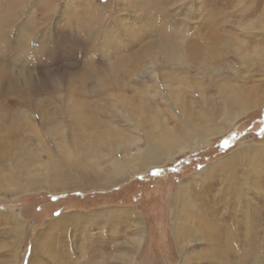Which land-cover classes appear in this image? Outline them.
<instances>
[{"label":"rangeland","instance_id":"obj_1","mask_svg":"<svg viewBox=\"0 0 264 264\" xmlns=\"http://www.w3.org/2000/svg\"><path fill=\"white\" fill-rule=\"evenodd\" d=\"M12 1L1 0L0 3L5 4L2 9H8ZM34 5L35 0L22 1L20 16L16 18L19 22L7 27L9 35L5 37L3 48L8 51H4V55L0 51V65L31 76L35 87L31 95L5 93L6 90L2 91V96L0 94V106L8 101L17 102L14 107L18 110L37 108L31 110L35 112L32 115L34 129L22 127L18 129L20 133L17 131L20 151H24L21 155L20 151L17 153L19 161L21 165H35L31 174L46 175L44 167L49 157L44 150L59 154L61 141L58 134L52 137L46 131L39 118V108L56 118L61 126L58 132L71 140L68 145L73 140L74 128L63 110L72 102L81 105L86 115L96 116L98 129L106 132V136L112 134L113 127L117 130L115 133L135 138L138 147L144 146L148 127L170 131L185 124L183 132L189 137L185 142L180 141L178 148H167L168 159L164 164L140 169L107 186L86 187V181L82 180L85 177H70L76 186L68 188L63 178L54 181L50 176L34 189L2 185L0 264H58L64 257H69L68 262L59 264H94L103 251H111L110 259L114 261V254L129 249L128 244L137 234H141L142 240L132 264H253L248 252L254 245L258 248L257 257L264 259V99L261 98L264 94V0H57L55 9L49 8V20L43 23ZM159 38L161 42H165L164 38H183L187 47H199L202 53L190 59L188 79H170L164 63L160 68L155 67L156 74L150 72L151 67H147L150 59L147 60L144 53L149 43L154 45ZM27 44L30 55L25 52ZM12 46L18 51L13 52ZM32 50L36 55H31ZM152 50H149L153 52L151 63L160 65V53L155 46ZM204 61L208 64L205 68ZM102 75H107L104 85L98 83ZM25 81L22 79L17 87L25 88ZM220 81L228 82L243 96V101L258 102V105L242 111L225 127L210 120L205 137H194L193 129L198 124L194 114L200 115L201 108L205 109L204 99L211 100L214 106L222 104L218 92ZM143 99L151 122L148 126L136 120L142 113ZM59 108H63L62 112ZM10 109L5 108L9 112ZM92 128L93 125L89 131ZM80 141L89 145L93 137L87 133ZM76 154L67 156L61 163L72 166L75 158L84 159L83 153ZM102 154L98 165L103 168L110 159L104 150ZM231 154L240 160L239 179L246 173L245 160L250 155L258 164V171L246 178L250 189L245 194L248 196L242 198L245 209L236 216L228 214L231 219H218L221 215L217 211L226 206L216 194L224 174L218 172L210 177V168L206 166ZM113 155L123 156L121 150ZM5 162H0L4 170L10 163L5 165ZM84 162L90 163L89 160ZM91 170L92 165L87 164L83 171ZM67 174L72 172L64 173ZM181 186L197 211L191 219L183 218L180 229L177 225L175 232L170 203L173 192ZM114 209H133L132 213L135 212L139 220L133 216L113 215L115 217L107 221L108 215L99 216L100 212ZM71 214L80 223L82 216L89 214L92 220H84V225L75 223L76 227L72 219L63 218ZM13 217L21 221L22 233L16 231ZM216 226L221 227L220 232L215 231L220 236L215 232L208 235ZM223 228H228V233H222ZM240 233L248 236L251 243L249 247L239 248L236 254L226 244L230 242L232 249L237 250L235 247L242 242ZM227 249L229 255H219ZM260 262L257 264H264V260Z\"/></svg>","mask_w":264,"mask_h":264},{"label":"bare ground","instance_id":"obj_2","mask_svg":"<svg viewBox=\"0 0 264 264\" xmlns=\"http://www.w3.org/2000/svg\"><path fill=\"white\" fill-rule=\"evenodd\" d=\"M10 1H12V0H10ZM22 1L13 0L12 1L13 3L11 4V6L8 9L0 10V51L2 53L4 51H6V52L8 51V50H6V48H3V46H5V44H6V41H5L6 38L5 37H6V35H9L8 32H7V27L11 26V25L13 26V25H15V24H17L19 22V21H16L17 20L16 18H18V16H20L19 15V8L22 5ZM23 10H25V8ZM38 10L40 11V14H41V16H40L41 22L40 23H43L44 21H47L46 19H48L50 17V15H51L50 14L51 11L49 13V7L41 6V7L38 8ZM44 18H46V19H44ZM31 25H32V23H31ZM16 27H17V25H16ZM28 28H29V26H28ZM28 28L26 27V29H28ZM18 29H20V27ZM25 37H27V36H25ZM40 37H41V35L39 36V38ZM46 38L47 37H45L44 39L46 40ZM195 38H196V36H195ZM13 39H11V40H13ZM15 39H19V38H15ZM164 39H165V42H161V39L159 38V40L157 42H155L156 44L151 45L153 43L152 42V43H149V45L147 46V49H146L147 52L144 53L145 54V58H147V60L150 59L149 62H148L149 65L147 67H151L152 71H150V72L153 73V72H155V67H159L160 68V67H162L161 64L164 63L167 66L166 67L168 69V74L167 75L170 76V79H175L177 81L178 80H180V81L182 80L183 81V79L185 80L186 78L188 79V75L187 74H188L189 67L191 66L190 65V59H195V57L199 56V54H201L202 52L199 53V47H197V46H195V48H194V46L193 47L192 46H190V47L188 46L187 47L185 45V43H184L185 39H183V38H180V39H176V38L167 39V38H164ZM28 40H30V38ZM170 40H172V41H170ZM32 41H34V40H32ZM195 45H197V44H195ZM29 46L30 45L27 44L25 52L30 55V53L28 52V49L30 48ZM154 46L156 47V51H158L160 53L159 56H161L160 57V61H161L160 65H158L159 62L158 63H151V61H152L151 59H153L151 57L152 56L151 53L153 54V52L150 53L149 50L153 51L152 49L154 48ZM11 49L12 50L14 49L13 52L18 51L17 47H13ZM209 49H211V48H209ZM41 50H42V47H41ZM137 52H139V51H137ZM22 53H24V52H22ZM36 53L37 52L35 50H34V52L32 50L31 55L32 56L34 54L36 55ZM16 54L20 55L19 52H16ZM28 54H26V56ZM39 54H41V53L39 52ZM44 54H46V53L44 52ZM3 55H4V53H3ZM212 55H213V53H212ZM24 56H22V57H24ZM38 58H39V56H38ZM14 60H16V59L14 58ZM156 65H158V66H156ZM202 65L205 68V66H207L208 64L204 61L202 63ZM6 68H7L6 66L0 65V94L2 93V91L6 90L5 93L14 92V93H19V94H24V93L26 94L27 93L28 95H31V93H33V89L32 88L35 89L34 85H32L33 81L31 80L32 78H30L31 76L28 77V76H26V75H24V74H22L20 72L10 71L9 69H6ZM155 74H156V72H155ZM102 76H103L102 78H98V83L101 84V85H104L107 82V75H102ZM152 77H153V75H152ZM181 77H182V79H181ZM22 79H23V81L26 80L24 82L25 88H23V89L17 87L18 85H20V81ZM227 83L225 81L224 82H221V81L218 82V89H219L218 92H219L222 104L220 103V104H217L216 106H214V105H212V103H211L212 101L211 100L204 99L205 100V102H204L205 103L204 104L205 105V109L201 108L200 115H197L196 112H195L194 115L197 117L198 124L193 129L194 137H203V136L205 137L206 132H207V128H208V122L210 120L211 121L212 120H216L219 123H221L220 126H224L225 127V126L228 125V123L230 121L234 120L239 114H241L242 111H244V110H246L248 108H252L255 105H258V102L247 103L246 101H243L242 100L243 96L240 95L239 92H237V90H235L231 85H229ZM142 90L145 91L146 89L143 88ZM5 93L3 92V94H5ZM1 96H2V94H1ZM142 96H143V94H142ZM261 98L264 99V94H263V96H261ZM114 99L118 100L117 97H115ZM4 102H6V101H4ZM141 102H142L141 103L142 108H141V106H140V108H141L143 114L141 113L140 116L137 117L136 120L139 122V124L148 126V124L151 123L150 122V117L148 116V113L146 112L147 108H145L146 106H145L144 99ZM16 104H17V102H8L7 101V103L1 104V106H0V152L3 155L2 156L0 154V162H4L6 160L7 163L5 162L6 163L5 165L8 164V161L10 162L7 165L8 167L6 166L5 170H4V168H1V167L4 166V164L0 165V187L2 185H6L7 184L9 186L11 185L15 189H18V188H21V189H34V188L40 187L38 185H40L42 182H44L43 179L46 176L52 177L54 179V181H59L60 178H63L64 179V185L67 186L68 188H73V187L76 186V184H74L70 180V177H73V178H75V177H79V178L85 177V178H82V180L84 179L83 181H86V182H84V186H86V187H90V186L92 187V186H94L96 184H99V185L101 184L102 186H107V185L112 184L113 180L122 179L123 177L127 176L128 174L131 175V174H134V173L138 172L140 169H145L148 166H154V165L157 166V165L164 164V162L168 159V158L166 159L167 148L170 147V146L171 147L173 146L174 148H178L177 146H179V144L181 142H185L184 141L185 138L189 137L188 133L183 132V129L186 127L185 124L180 125L177 128H173L170 131H165V129H160V128H158L157 130H153V129H149V127H148V129L146 130L147 138L145 140V144L142 147H138L137 144H136L137 141H136L135 138L133 139L130 135L127 136V135H124V134L119 133V132L115 133L114 130H116V129L113 128V127L111 128L112 134L109 135V136H106V134H107L106 132H101L98 129L99 119L96 116H94V115H92V116L86 115V113H85L83 107H81V105L80 106L79 105L76 106L77 103H73L72 102L70 104H66L65 107H64L65 109L63 110V112L66 113V116L68 118H70V123L73 126L72 129L74 128V130L72 131L73 140L70 143V145H68V142L71 141V140L67 139V135L65 136L64 134H62V132L61 133H60V131L58 132V128H59L60 125L58 126V123H56V120H55L56 118L54 119L51 115H49L50 113L47 112L45 109H40L39 108V111L41 112V114L39 115V118L42 119L41 123L44 126H46V128H47L46 131L49 132L52 137H53L54 133H56V137H57V134H58L59 135L58 137L61 138V141L58 144L59 154H57V153L54 154L51 150H48V149L44 150V152L45 151L47 152L46 154L49 157V162H46L45 167L43 166L44 168H46V173H45L46 175H44L42 173L34 175V174H31V173L33 172V168L35 169V165H33V167H32L30 165V163H26L25 165H21L20 164V161H19L20 157L19 156L21 155L20 153H23L24 151H20V149H21L20 146L21 145H20L19 139H17V137H18V133H20L19 130L22 127L24 129L25 128H28V129H31V130L34 129L33 128L34 125L32 126V124L34 122L32 115H34L35 112L34 111L31 112V110L32 109H37V108L28 107V110H18V107L17 108L14 107V105H16ZM7 106H8V108H11L10 112L5 110V108H7ZM59 109L62 112L63 108H59ZM57 110H58V108H57ZM56 113H59V112L56 111ZM189 116L193 117V115L191 113H189ZM198 116H202L201 119H198ZM5 121H9V123L10 122L13 123L12 124L13 126L11 125V123L10 124H5L4 123ZM92 125H93L94 129L92 128L91 131H89V127H92ZM17 131H18V133H17ZM64 131H65V129H64ZM64 133H66V132H64ZM87 133L90 135V137H93L92 144L89 143V145H88V143L84 144L83 142L80 141V140L84 139V137L87 135ZM132 146H134V148H135L134 150L130 149ZM103 150L105 151V155H107L108 158L110 159V162H108V165H105L102 168L101 166L98 165V162L102 158V155H103L102 151ZM117 150H121L123 156L117 157V156L113 155L115 153V151H117ZM4 151H6V153H3ZM18 152H19L20 155L17 154ZM26 153H28V151H26ZM76 153L77 154L78 153L79 154L83 153V155H81V156L84 159L82 160V159H76L75 158L73 160L74 162H73L72 166H68L67 164L61 163V161L63 159H65L67 156H70V155L76 154ZM239 153L240 152H238V154ZM96 156H98V157H96ZM54 158H56V159L54 160ZM85 160L87 162L89 160L90 163H85L84 162ZM239 162H240V160H238V158L235 155L231 154L226 159L219 160L218 162H215V163H213L211 165H207L206 166V167L210 168V170L208 172V174H210V177L212 175L218 174V172L224 174L223 177H222V180L220 181V185L221 186H219L217 188V190H216L217 193L216 194L220 198L219 200H223V202L226 204V206H224L223 208H221V209H219L217 211L221 215L218 219H220V218L221 219L225 218V220L227 218L229 219L230 217L228 216V214H230L231 216H232V214L236 216V214L238 215V213H241L242 210L245 209V207H244V205L242 203V198H245L246 196H248V195L245 196V194H246V191L250 189L249 183H247V179L246 178H247V176L249 178L251 173H254V172L258 171V169H257L258 164H256V161L254 160V157H252L251 155L249 157H246V160H245L246 167H247L246 168V173H244V177H242V179H239L238 172H237L238 171L237 167L239 165ZM59 164H60V168H57L59 166ZM87 164H91L92 167H93V170H91L90 172L89 171H87V172L83 171L84 168H85V165L87 166ZM61 165H64L63 168L61 167ZM204 170H203V172H204ZM239 170H240V168H239ZM5 171H7V173H5ZM67 172H72V174L64 175V173H67ZM17 175H20L21 177H17ZM19 178H23V180L21 179L22 180L21 181ZM78 181L82 182L81 180H77L76 182H78ZM74 182H75V180H74ZM52 185L56 186L57 184H52ZM64 185H62V186H64ZM81 185H83V184L81 183ZM217 185H219V183ZM183 193H184V189L181 186V187H178L175 190V192H173V194L171 196V199H172L171 200L172 203H170L171 206H172V212H171L172 216H171V218H172V221H173V226H174L175 232L177 230L176 229L177 225H178V228H179V224L182 223V219L183 218L187 219V218L190 217L189 219H191L192 214H195L196 213L195 211H197L194 208V205H191L190 197L189 196H185L186 194L184 195ZM200 210H202V209H200ZM132 211H133V209H132ZM132 211L130 209H123L122 211H119L117 209H114V211L113 210H106V211H104L102 213L100 212L99 216L101 218H105V215H108L107 221L112 220L111 217H115L113 215H116L117 217H127V218H130L131 216H133V217H136V219L139 220V218L136 215V213L135 212L132 213ZM214 213H216V212H214ZM121 214L125 215V216H121ZM79 217H77V218H79ZM63 218L72 219L73 220L72 222H74V226H76L77 224L84 225V220H86L87 222L89 221V219L92 220V218L90 217V214L85 216V217L82 216L81 219H83V220H82L81 223L78 222L75 219V216L72 215V214L71 215H63ZM13 219L15 220V222L17 224V230L16 231H18L19 233H22V230L20 229L21 228V224H22L21 221L18 218H16V217H13ZM206 219H207V217H206ZM94 220H95V222H97L99 219H94ZM191 221L194 222L193 218H192ZM233 221H235V223H239V221H236V220L232 219V222ZM205 222H208V221H205ZM75 223H77V224H75ZM214 226L215 225H213V227ZM237 226H239V224H237ZM193 227H194V225H193ZM216 227H217L216 229H212L211 228L210 230H211L212 234H208V235H210V236L214 235L215 231L216 232H220L219 229L221 227H218V226H216ZM233 227H234V225H233ZM205 228L207 229V227H205ZM206 229H205V232L208 230V229L207 230ZM230 230L232 231V229H230ZM234 230H235V228H234ZM133 231H135V229H133ZM137 232H139V231H137ZM216 232H215V234H216ZM222 233H224V234L228 233V228H223ZM137 235L138 236H136V234H135L136 237H133V240L130 242V244H128V245H131L129 247V249L125 248L126 249L125 251H122L121 253L114 254V258H115L114 261L110 259V254L109 253H112L111 251H109V252H104L103 251V252L99 253V255L97 257L98 261L94 262V264H108V263H111V262H113L115 264H132V261L134 260L135 254L137 253V251H136L137 247L139 246V244H140V242L142 240V236H140L141 234H137ZM216 235H219V234H216ZM228 235H230V234H228ZM177 236L180 237V234L177 235ZM239 237L242 238V242L243 243L241 242L240 246H236L235 247V248H237V250L232 249L233 247L229 245L230 242H229V244L225 243L229 247V248L228 247L227 248L230 251L232 250L231 252L240 251V250H238L239 248L242 247L244 249L245 245L248 246V244L251 243L250 240H248L249 239L248 236H244L243 234H241V236H239ZM216 238H218V237L216 236ZM186 239H188V238H186ZM222 239H223V236H222ZM216 243H217V241H216ZM252 243H253V241H252ZM203 249H204V247H203ZM228 249H227V251L223 250V252H219V255H221V256L224 255V254L227 255L229 253ZM245 249H246V247H245ZM250 251H252V253H250ZM257 251H258V248L256 247V245H254L252 248L249 249V252H248L249 255H251L250 258H251V261H253V264H257L260 261L262 262L264 260L263 258H261V256L259 258L257 257V255H258V254L256 255ZM44 252H46V251H44ZM235 253L237 254V252H235ZM105 254L108 255V257L104 256ZM199 254H201V253H199ZM68 260H69V257H67V258L64 257V259L61 258V260L58 261L57 263L58 264L60 262L64 263L65 261L68 262ZM227 262L230 263V261H227ZM85 263L86 262H84V264ZM236 264H238V263L236 262Z\"/></svg>","mask_w":264,"mask_h":264},{"label":"snow or ice","instance_id":"obj_3","mask_svg":"<svg viewBox=\"0 0 264 264\" xmlns=\"http://www.w3.org/2000/svg\"><path fill=\"white\" fill-rule=\"evenodd\" d=\"M57 0H35V7L39 8L41 6H47L49 7L51 10L55 9V4H56ZM3 3H0V10H2L3 8ZM46 19V18H44Z\"/></svg>","mask_w":264,"mask_h":264}]
</instances>
